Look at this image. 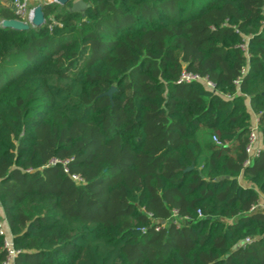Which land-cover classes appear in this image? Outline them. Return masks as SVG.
<instances>
[{
  "label": "trees",
  "instance_id": "obj_1",
  "mask_svg": "<svg viewBox=\"0 0 264 264\" xmlns=\"http://www.w3.org/2000/svg\"><path fill=\"white\" fill-rule=\"evenodd\" d=\"M9 1L0 220L16 264H264V212L251 211L264 195V0L44 2L45 23L24 30L1 26ZM184 70L216 90L179 82Z\"/></svg>",
  "mask_w": 264,
  "mask_h": 264
},
{
  "label": "built area",
  "instance_id": "obj_2",
  "mask_svg": "<svg viewBox=\"0 0 264 264\" xmlns=\"http://www.w3.org/2000/svg\"><path fill=\"white\" fill-rule=\"evenodd\" d=\"M3 1V0H0ZM6 1V0H5ZM44 2H55V0H42V2L32 6L29 3V0H10L9 5L12 7L17 20L25 22V23H31V20L33 18V10L37 5H42ZM240 79V78H239ZM239 79L235 82L238 83ZM193 81L202 82L209 90L215 91L216 86L213 82H211L207 77H202L198 74H194L191 72H188L184 70L179 78V82L181 83H190ZM213 140L218 143V139L214 136ZM258 117L254 116V122L250 130L249 134V141L246 147V151L250 156H256L259 154L261 148L258 147ZM250 164V159H248L245 162V165ZM72 179H74L77 182L82 181V178L78 175H71ZM257 209V205H254L251 208V211H254ZM175 213V211H173ZM0 236L3 237V248L6 251V259L4 261V264H16V259L18 258L20 251L16 249L13 240L12 235L8 229L6 220L2 218L0 220ZM250 241V238H246L244 243H247Z\"/></svg>",
  "mask_w": 264,
  "mask_h": 264
},
{
  "label": "water",
  "instance_id": "obj_3",
  "mask_svg": "<svg viewBox=\"0 0 264 264\" xmlns=\"http://www.w3.org/2000/svg\"><path fill=\"white\" fill-rule=\"evenodd\" d=\"M72 0H55L56 3H58L59 5H66L69 2H71ZM86 3L83 0H75L72 2V7L71 10L76 12V11H81L83 9L86 8ZM45 23V17H44V13H43V5H37L34 10H33V18L31 20V23H25L22 21H19L17 19H4L1 21V26L3 27H9L12 29H20V30H24V29H28L30 27H41L43 24ZM114 87H112L106 94L107 95H111L112 92L114 91ZM192 167H189L187 170L191 169ZM224 178H229L231 179V177L229 176H221L215 179V181H219L222 180ZM162 222V221H159Z\"/></svg>",
  "mask_w": 264,
  "mask_h": 264
},
{
  "label": "crops",
  "instance_id": "obj_4",
  "mask_svg": "<svg viewBox=\"0 0 264 264\" xmlns=\"http://www.w3.org/2000/svg\"><path fill=\"white\" fill-rule=\"evenodd\" d=\"M3 1H5V0H3ZM40 2H42V0H29V3H30V5H32V6H34V5H36V4H38V3H40ZM258 147H260L261 148V143H260V141H258ZM239 180H240V182H244L243 180H242V178L240 177L239 178ZM245 186H250V187H252V185L251 184H249V183H243ZM260 200L262 201V204H263V207H262V209H256V210H259V211H263L264 212V195L263 194H261L260 193Z\"/></svg>",
  "mask_w": 264,
  "mask_h": 264
},
{
  "label": "rangeland",
  "instance_id": "obj_5",
  "mask_svg": "<svg viewBox=\"0 0 264 264\" xmlns=\"http://www.w3.org/2000/svg\"><path fill=\"white\" fill-rule=\"evenodd\" d=\"M262 207H263L262 201L259 199L257 204V209H262Z\"/></svg>",
  "mask_w": 264,
  "mask_h": 264
}]
</instances>
